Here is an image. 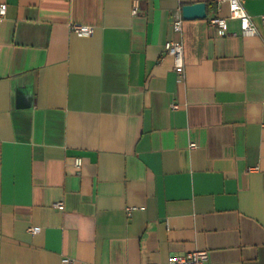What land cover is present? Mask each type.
<instances>
[{
	"label": "crops",
	"instance_id": "0c3cea01",
	"mask_svg": "<svg viewBox=\"0 0 264 264\" xmlns=\"http://www.w3.org/2000/svg\"><path fill=\"white\" fill-rule=\"evenodd\" d=\"M242 2L254 35H217L227 1L0 0V264H264V0Z\"/></svg>",
	"mask_w": 264,
	"mask_h": 264
},
{
	"label": "built area",
	"instance_id": "2783aa9c",
	"mask_svg": "<svg viewBox=\"0 0 264 264\" xmlns=\"http://www.w3.org/2000/svg\"><path fill=\"white\" fill-rule=\"evenodd\" d=\"M227 1L229 5V14L227 16L211 15L208 17L209 23L215 28L217 35L222 36L226 33L227 20L236 18L240 22L241 34L244 36L254 35L257 31L256 26L252 20V16L248 14L243 7L242 0H217ZM138 11L137 5L134 4L132 13L136 14ZM5 13V6H0V15ZM264 22V13L260 15ZM183 17L181 14H176L172 19L173 31L180 34L182 32ZM70 30L78 36H88L93 32V27L88 24H82L73 22L69 24ZM164 53L168 54L173 59V69L176 72L177 81H182L184 77V46L180 38L169 39L164 44ZM173 109L178 107L177 103H171ZM195 144L191 143L190 147H194ZM75 165L77 167L81 164V158H75ZM63 205L62 201H57L53 206L61 208ZM134 206H128L126 212L130 215ZM39 226H30L28 231L31 234L39 232ZM61 260L66 264H75L76 260L63 256ZM80 264H96L93 262H80ZM161 264H208V252L205 249H194L184 254L172 255L166 262Z\"/></svg>",
	"mask_w": 264,
	"mask_h": 264
},
{
	"label": "water",
	"instance_id": "95a60500",
	"mask_svg": "<svg viewBox=\"0 0 264 264\" xmlns=\"http://www.w3.org/2000/svg\"><path fill=\"white\" fill-rule=\"evenodd\" d=\"M181 13L184 19L206 18L207 6L205 2L185 4L181 8Z\"/></svg>",
	"mask_w": 264,
	"mask_h": 264
}]
</instances>
